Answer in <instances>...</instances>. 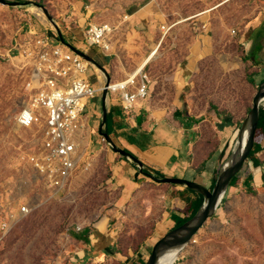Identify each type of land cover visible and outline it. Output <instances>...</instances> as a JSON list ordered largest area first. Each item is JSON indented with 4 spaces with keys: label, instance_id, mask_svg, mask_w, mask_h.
I'll list each match as a JSON object with an SVG mask.
<instances>
[{
    "label": "rangeland",
    "instance_id": "rangeland-1",
    "mask_svg": "<svg viewBox=\"0 0 264 264\" xmlns=\"http://www.w3.org/2000/svg\"><path fill=\"white\" fill-rule=\"evenodd\" d=\"M7 1L31 5H0V264H146L174 230L171 187L149 180L123 198L107 158L112 150L98 127L91 142L89 130L81 133L80 165L61 190L50 188L28 162L42 138L39 129L20 128L18 118L33 97L28 86L42 53L38 44H54L61 34L67 45L86 51L114 84L127 81L160 45L144 70L151 82L148 99L168 116L190 100L195 115L218 130V120L230 117L241 124L254 106L262 79L244 40L264 21V0ZM107 23L115 31L112 51L87 48L89 26ZM163 27L169 30L165 38ZM94 74H88L91 83L105 88V76L96 72L98 81ZM102 107L100 94L88 108L100 109L97 126ZM26 207L31 213L18 217ZM189 215L193 219L195 211ZM100 234L111 237L113 251L95 256L108 245L98 244ZM176 264H264V185L236 186Z\"/></svg>",
    "mask_w": 264,
    "mask_h": 264
},
{
    "label": "crops",
    "instance_id": "crops-1",
    "mask_svg": "<svg viewBox=\"0 0 264 264\" xmlns=\"http://www.w3.org/2000/svg\"><path fill=\"white\" fill-rule=\"evenodd\" d=\"M244 43L248 52L258 62L260 70L258 78L262 79L261 86L264 83V21L249 29ZM75 48L83 50L80 47ZM109 103L107 128L105 127L103 131L110 136L119 149L130 153L160 179L186 180L211 191L216 185L223 165L231 156L245 123L238 124L234 119L227 117L223 121L218 120V130H215L208 123L202 122L200 116L195 115L196 112L190 100L184 101L172 116L164 115L166 111L156 108L150 99L138 104L135 111L129 115L124 113L119 99ZM88 108L81 133L89 130L91 142L97 127L99 128L97 134L101 137L103 107L98 126L95 123L100 109L89 110ZM95 144L100 145L98 140ZM101 151L106 152L102 147ZM109 153L111 154H107V158L113 167V182L126 199L149 179L120 156L119 158L111 151ZM245 170L246 172L240 176L235 186L233 182L229 193L236 186L243 190H255L258 186L264 185L263 136H260L256 142L254 156L245 166ZM169 187L174 197V212L170 225L176 230L179 222L190 218L189 214L194 210L196 202L202 199L182 188ZM101 237L102 234L96 238L98 244L102 242L108 244V240H112L110 236H106L105 239L102 237V241ZM112 248V244H108L102 250H95L94 254L95 256L105 255L111 253Z\"/></svg>",
    "mask_w": 264,
    "mask_h": 264
},
{
    "label": "built area",
    "instance_id": "built-area-1",
    "mask_svg": "<svg viewBox=\"0 0 264 264\" xmlns=\"http://www.w3.org/2000/svg\"><path fill=\"white\" fill-rule=\"evenodd\" d=\"M162 30L165 38L169 30L166 27ZM114 34V27L109 23L90 25L85 34L87 48L109 54ZM38 45L42 53L28 86L33 97L20 114L18 124L24 130H40L41 146L28 162L44 182L50 184V188L61 190L81 162L80 135L88 105L104 90L93 85L88 77L95 69L60 41ZM94 75L99 79L96 72ZM150 83L145 71L125 82L112 83L110 99H119L124 113L132 114L138 104L148 99ZM30 213L29 207L22 208L18 217L24 218ZM11 219L17 220L15 217ZM10 226H3L2 232L9 231Z\"/></svg>",
    "mask_w": 264,
    "mask_h": 264
},
{
    "label": "water",
    "instance_id": "water-1",
    "mask_svg": "<svg viewBox=\"0 0 264 264\" xmlns=\"http://www.w3.org/2000/svg\"><path fill=\"white\" fill-rule=\"evenodd\" d=\"M0 5L11 9H17L29 7L31 4L11 3L7 0H0ZM40 9L46 16L47 20L57 28L49 13L44 8L40 7ZM59 41L76 56L82 58L93 68H97L106 78L105 89L102 94L103 112L100 136L104 139V142H106L107 146L110 147L112 152L120 156L124 161L132 164L141 175L147 177L157 185L182 188L184 190L196 193L204 199L203 205L196 216L187 222V224L172 231L165 238H163L156 245L152 256H150L151 258H149L146 263L163 264L167 257L175 256L176 260L172 264H176L182 254L193 244L195 239L202 233L206 226L211 221L216 219L224 201L229 195L234 180L242 174L245 166L252 158V155L255 151L257 135L262 119V108L264 106V83L260 86L255 96L254 106L240 131L235 148L227 162L223 165L216 185L211 191L202 185L186 180L158 179L154 176L152 171L146 168L134 156L124 150L119 149L112 141L110 136L103 131L107 126V110L110 102L109 88L112 84L111 78L108 76L106 70L102 68L93 58H91V56L73 46L67 45L61 34L59 35Z\"/></svg>",
    "mask_w": 264,
    "mask_h": 264
},
{
    "label": "bare ground",
    "instance_id": "bare-ground-1",
    "mask_svg": "<svg viewBox=\"0 0 264 264\" xmlns=\"http://www.w3.org/2000/svg\"><path fill=\"white\" fill-rule=\"evenodd\" d=\"M41 14V13H40ZM159 49H160V45L158 47V49H156L155 51H153V54L152 56L149 58V59H146L142 66L138 69V71L136 73H134L130 78H136L141 72H143L145 70V68L150 64L152 63V61L154 60V58L157 56V53L159 52ZM92 58V57H91ZM95 68V67H94ZM95 72H99V70L97 68H95ZM102 75V74H101ZM102 82V81H101ZM103 87H101L103 90L105 89L104 88V84H102ZM176 260V257L175 256H169L167 257L163 264H172L173 262H175Z\"/></svg>",
    "mask_w": 264,
    "mask_h": 264
},
{
    "label": "trees",
    "instance_id": "trees-1",
    "mask_svg": "<svg viewBox=\"0 0 264 264\" xmlns=\"http://www.w3.org/2000/svg\"><path fill=\"white\" fill-rule=\"evenodd\" d=\"M107 128V127H106ZM260 136H263L264 137V110L262 109V119H261V124H260V128H259V131H258V135H257V141H258V139L260 138ZM228 156H229V154H228ZM227 156V157H228ZM254 156V153H253V155H252V157ZM226 157V158H227ZM154 176L156 177V178H158V179H160L158 176H156V174H154ZM215 187V186H214ZM214 189V188H213ZM194 195H196V196H198V197H200L201 199H202V201L204 202V199L200 196V195H198V194H196V193H194ZM201 200H199V201H197L196 202V204H195V208H194V210L193 211H195V215L194 216H196V214L198 213V211L200 210V208L202 207V205H203V202H202ZM197 208V209H196ZM190 221V219H188L187 220V222H189ZM180 227H182V226H179L178 228H180ZM177 228V229H178ZM82 241H84L85 243H88V240H82Z\"/></svg>",
    "mask_w": 264,
    "mask_h": 264
}]
</instances>
